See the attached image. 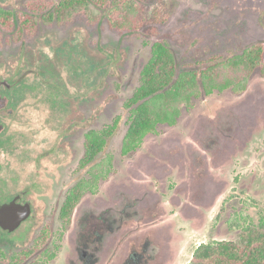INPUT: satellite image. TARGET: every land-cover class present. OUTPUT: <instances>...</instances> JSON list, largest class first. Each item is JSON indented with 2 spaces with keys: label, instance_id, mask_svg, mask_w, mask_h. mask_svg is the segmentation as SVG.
Listing matches in <instances>:
<instances>
[{
  "label": "rangeland",
  "instance_id": "1",
  "mask_svg": "<svg viewBox=\"0 0 264 264\" xmlns=\"http://www.w3.org/2000/svg\"><path fill=\"white\" fill-rule=\"evenodd\" d=\"M27 1L0 0V7L18 12ZM168 1L173 15L157 37L119 35L105 19L96 27L41 24L18 44L0 29V75L19 101L0 135V204L26 192L33 209L16 231L0 228L8 258L49 225L48 244L31 260L189 264L201 244L239 242L242 228L264 219V73L256 71L243 94H202L176 125L159 126L137 151L123 153L125 103L157 41L170 44L178 72L264 43V0ZM116 123L95 164L80 169L86 134ZM93 173L104 176L96 192L65 224L66 196Z\"/></svg>",
  "mask_w": 264,
  "mask_h": 264
},
{
  "label": "trees",
  "instance_id": "2",
  "mask_svg": "<svg viewBox=\"0 0 264 264\" xmlns=\"http://www.w3.org/2000/svg\"><path fill=\"white\" fill-rule=\"evenodd\" d=\"M173 9L168 0H28L24 10L18 12L0 7V29L11 34L9 40L18 44L35 38L41 24L63 28L83 22L96 27L105 19L109 29L119 35L157 37L160 29L169 24ZM1 40L0 37V45ZM196 65V68L190 66V69L178 72L170 44L159 40L153 45L152 56L141 72V84L125 103L130 111L123 143L125 155L137 151L148 135L157 133L159 126L176 125L183 110L190 109L193 100L202 94L226 90L237 95L245 93L252 75L256 71L264 73V43L253 44L227 59L214 56ZM116 130L117 123L86 134L80 169L95 164ZM101 176L93 173L91 179L80 180L69 191L60 210V218L65 224L72 222L84 196L96 192ZM50 235L49 225H45L29 248L11 258L0 249V262L46 264L31 258L48 244ZM189 264H264V219L258 227L242 228L239 242L201 244Z\"/></svg>",
  "mask_w": 264,
  "mask_h": 264
},
{
  "label": "flooded vegetation",
  "instance_id": "3",
  "mask_svg": "<svg viewBox=\"0 0 264 264\" xmlns=\"http://www.w3.org/2000/svg\"><path fill=\"white\" fill-rule=\"evenodd\" d=\"M18 104L19 101L16 98L15 85L8 78L0 75V135H2L7 130L9 124L8 121L11 119L12 115L16 112ZM26 194H27L26 192H23L13 197L11 200L20 197L17 200V202L21 204L30 202L29 199L28 200L25 199ZM9 201H6L4 203H7ZM31 209H32V205H31ZM32 214H33V209H32Z\"/></svg>",
  "mask_w": 264,
  "mask_h": 264
},
{
  "label": "water",
  "instance_id": "4",
  "mask_svg": "<svg viewBox=\"0 0 264 264\" xmlns=\"http://www.w3.org/2000/svg\"><path fill=\"white\" fill-rule=\"evenodd\" d=\"M19 198L0 205V228L4 231H16L32 216L31 202L21 204Z\"/></svg>",
  "mask_w": 264,
  "mask_h": 264
}]
</instances>
